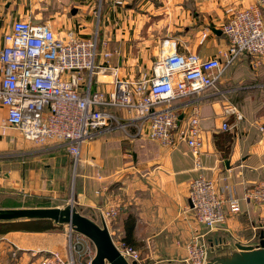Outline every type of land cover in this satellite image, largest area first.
Returning a JSON list of instances; mask_svg holds the SVG:
<instances>
[{"label":"crops","instance_id":"0c3cea01","mask_svg":"<svg viewBox=\"0 0 264 264\" xmlns=\"http://www.w3.org/2000/svg\"><path fill=\"white\" fill-rule=\"evenodd\" d=\"M50 1L57 9L46 21L57 36L64 40L69 34L85 38L97 31L99 40H107V47L116 50L107 62L98 57L105 70L93 79L91 87L105 92L113 88L111 69L114 66L121 79H139L149 73L165 37L175 42L179 52H193L203 58L218 55L227 43L221 27L229 16V9L244 8L255 2L70 0L69 8L61 10L64 4L60 6V0H45L43 4L47 7ZM36 3L0 0V47L2 35L11 23L16 19L28 20ZM251 61L247 54H241L228 64L224 62L215 85L202 91L198 101L203 139L200 165L195 164L184 140L168 145L151 139L145 127L138 130L140 121L133 111L118 107L110 110L124 120L123 131L101 133L81 145L77 176L82 189L79 192L78 188V193L82 195L83 191L90 190L91 197L79 198L75 206L99 221L96 215L99 204L106 205L105 201L119 204V214L107 226L121 237L125 234L126 219L132 214V245L140 250L142 258L138 264H149L147 256L152 253L161 255L153 264L162 261L184 264L186 242L196 233H202V226L188 210V184L200 174L212 179L221 194L241 199V211L229 214L222 225L224 229L213 228L212 235L250 243L258 240L261 230L264 233V226L258 222L264 217V209L242 199L246 187L264 180V132L260 130L264 126V55L259 57L260 63L256 66ZM187 101L174 100L184 118L192 105ZM229 107L240 116L236 117L233 110L229 112ZM5 114L6 106L0 103V126ZM223 121L229 129L221 128ZM14 129L8 127L1 132L0 128V147L19 148L15 153L22 158H13L0 169V207L24 206L7 203L6 194L30 192L34 185L45 182L47 175L53 174L57 179L67 170L64 165L67 159L58 164V150L65 147L51 144L41 147L39 152L29 148L30 144L18 135H12ZM97 185L107 188L99 198L93 188ZM36 233L40 232L10 230L0 234V264H35L39 258L34 256L35 252L59 246L56 241L66 236L65 230H55L44 237Z\"/></svg>","mask_w":264,"mask_h":264},{"label":"built area","instance_id":"2783aa9c","mask_svg":"<svg viewBox=\"0 0 264 264\" xmlns=\"http://www.w3.org/2000/svg\"><path fill=\"white\" fill-rule=\"evenodd\" d=\"M221 32L226 47L208 58L179 52L175 42L165 38L149 73L139 79H121L114 66L113 88L105 92L91 87L93 79L105 70L98 57L107 62L116 50L107 47V40H99L97 31L85 38L69 34L64 40L46 20L16 19L3 33L0 47V103L6 106L1 132L14 127L27 140L65 147L77 161L84 142L125 127L124 120L110 110L118 107L133 111L140 121L138 130L145 127L149 138L168 145L184 140L195 164L200 165L203 139L198 101L204 89L215 85L224 62L228 64L236 56L247 54L253 66L260 63L259 57L264 55V0L229 9ZM176 99H188L186 103H192L186 118L175 106ZM228 110L240 116L234 109ZM221 128L229 129L228 123L223 121ZM260 130L264 132V126ZM242 199L264 209V180L246 187ZM188 200V210L197 224L207 230L221 226L229 214L241 211L240 197L221 194L215 182L201 174L191 180ZM97 211L98 218L107 224L119 214L120 208L108 201L98 206ZM258 222L264 226V217ZM72 232L69 229V236ZM198 235L187 244L185 264H203L206 243ZM75 236V248L86 245L88 258L84 264H89L93 253H89L84 241L87 238L76 232ZM113 241L126 256L137 263L141 260L135 246L121 239ZM37 252L40 255L37 264H82L71 249L68 255L57 249Z\"/></svg>","mask_w":264,"mask_h":264},{"label":"water","instance_id":"95a60500","mask_svg":"<svg viewBox=\"0 0 264 264\" xmlns=\"http://www.w3.org/2000/svg\"><path fill=\"white\" fill-rule=\"evenodd\" d=\"M216 32L220 33V30ZM32 218L50 219L56 226L67 227L89 239L94 246L89 264H138L117 248L102 218L96 221L81 213L73 202L62 206L0 207V221ZM203 264H264L263 231L256 242L250 243L228 236H209Z\"/></svg>","mask_w":264,"mask_h":264},{"label":"rangeland","instance_id":"374dc122","mask_svg":"<svg viewBox=\"0 0 264 264\" xmlns=\"http://www.w3.org/2000/svg\"><path fill=\"white\" fill-rule=\"evenodd\" d=\"M44 1L45 0H34V3H36V2H38V3H36V7H32L33 10L31 11V16L28 19H30L32 21L47 20L48 16L50 14H52L53 11H55V9H57V5H54L52 3V1L49 2L47 7L43 4ZM60 1H62V3H59L60 6L62 4H64V6L62 7L61 10H65L66 7L69 8L70 0H67V3L64 2L65 0H60ZM165 38H168V37H165ZM11 129L13 130V128H11ZM116 130H118L120 132L123 131L122 128H116ZM9 133H11V132H9ZM15 134H16V136L18 135L19 137H21L22 140H24V142H27L28 144H30L31 146L29 145L28 146L29 148L33 147V149H37V151L41 150L42 149L41 147H45L46 145H51L50 143L40 144V143H35L33 141L27 140V139L23 138L22 135L20 134V132L16 129H14V132L12 133V135H15ZM18 150H19V148H16V147H12V148H9V147L7 148L4 146L0 147V169L6 167V164L10 160H12L13 158L17 157V160L22 159L20 157L21 154L17 155L15 153ZM64 150H65L64 148H60L58 150L59 152L57 151L58 155H59L58 164H61L65 159H67V163L64 164V165H66L65 167L67 168V170L63 174L59 175L57 179L54 177L53 174L47 175L45 182L39 183V185H34V189H30L29 190L30 192H20V193H16V195H15V193L6 194L7 196H5V198H7L6 199V201H8L7 203L20 204V205H24V206H35L37 204H44V203L45 204H57V203L58 204H65L67 202H73L75 205V202L79 198L91 197V193L89 194L90 190L83 191L84 193L82 192V195H79V193H78V188H79V192H80V189H82L80 187L81 184H79V177L77 176V172L79 170V165L81 163L79 160V157L77 158V161H75L74 157L71 156L68 152H66ZM39 152H42V151H39ZM45 157H47V155ZM193 159H194V157H193ZM60 173H62V172H60ZM49 180H50V182H49ZM191 180H190V182H191ZM190 182H189V184H190ZM189 184H188V189H189ZM99 185H97L96 187H93V188H96L94 194L98 198L101 197V195H104V193L107 191V188L103 189L104 185L103 186H99ZM99 190H101V193H99ZM104 190H105V192H104ZM105 202H106V204L108 203V201H105ZM101 205L102 204H99V206H101ZM117 205L119 206V204H117ZM119 208H120V206H119ZM224 223H222L221 226H217L215 228H220L221 230H223L224 226H222V225H224ZM220 229H218V230H220ZM55 230H65L66 236L64 238H62V241H58V240L56 241V244L59 246H56V247L51 246V247H47L45 249H57L63 255H68L69 249H71V251L75 255V257H77V259L80 258V260L82 261V264H84L85 260L88 258V254H87V252H85L86 245L84 248V246L81 247V244H79L75 248V241H76V238L74 237L75 231H73L72 234L69 236V234H68L69 228L63 227V226H57L56 228H51V229H47L44 231H38L40 233H36L35 235H38L39 237H44V236H47L49 234L52 235V232ZM19 231L24 232L25 230H19ZM200 231L202 232L201 234H199V233H196V234H199L198 235L200 237L199 239H201L205 243H207V238L209 236H211L212 233H214V231L204 229L203 227L200 229ZM32 232H34V231H32ZM111 234H112L113 239L115 241H118L119 239H121V236H119L116 232L111 231ZM192 237H190V239L186 242V256H187V244L191 240ZM84 241L89 246V253H91V251L93 253L94 252V246H93L92 242L89 239H85ZM11 245L13 248L16 247L15 243H11ZM140 254H141V252H140ZM159 254L160 253H158V255H155L154 253L148 254L150 257L147 256V262L149 264H151V263L153 264L154 259L161 257V255H159ZM82 255H83V257H81ZM34 256H36V257L40 256L39 252H35ZM186 256L182 259V262L184 264H185ZM39 258H38V261H39ZM141 260H142V258H141ZM38 261L35 264H37ZM159 264H166V261L159 262Z\"/></svg>","mask_w":264,"mask_h":264},{"label":"trees","instance_id":"16d2710c","mask_svg":"<svg viewBox=\"0 0 264 264\" xmlns=\"http://www.w3.org/2000/svg\"><path fill=\"white\" fill-rule=\"evenodd\" d=\"M133 215H128L124 224L125 234L121 239L128 244H133L132 228H133ZM50 219L45 218H32L12 221H0V234L10 230H25V231H44L51 228H56Z\"/></svg>","mask_w":264,"mask_h":264}]
</instances>
